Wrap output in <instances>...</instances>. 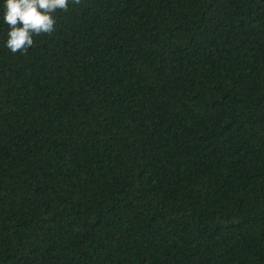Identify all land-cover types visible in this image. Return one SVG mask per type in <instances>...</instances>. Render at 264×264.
Returning <instances> with one entry per match:
<instances>
[{
	"label": "trees",
	"instance_id": "obj_1",
	"mask_svg": "<svg viewBox=\"0 0 264 264\" xmlns=\"http://www.w3.org/2000/svg\"><path fill=\"white\" fill-rule=\"evenodd\" d=\"M54 16L0 14V264H264V0Z\"/></svg>",
	"mask_w": 264,
	"mask_h": 264
},
{
	"label": "clouds",
	"instance_id": "obj_2",
	"mask_svg": "<svg viewBox=\"0 0 264 264\" xmlns=\"http://www.w3.org/2000/svg\"><path fill=\"white\" fill-rule=\"evenodd\" d=\"M80 5L81 0H71ZM57 10L68 12L69 0H4L3 22L7 25L6 47L12 52L27 54L35 44L34 37L51 36L56 31Z\"/></svg>",
	"mask_w": 264,
	"mask_h": 264
}]
</instances>
